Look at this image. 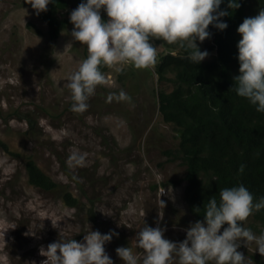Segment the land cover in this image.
I'll use <instances>...</instances> for the list:
<instances>
[{"label":"rangeland","instance_id":"obj_1","mask_svg":"<svg viewBox=\"0 0 264 264\" xmlns=\"http://www.w3.org/2000/svg\"><path fill=\"white\" fill-rule=\"evenodd\" d=\"M68 2L59 15L69 23L52 41L47 23L25 0H0V140L7 146L0 145V264H43L41 247L46 251L60 238L83 242L90 230L118 234L104 248L113 264H123L116 249L142 253L135 238L145 225L165 229V239L180 243L198 221L184 196L186 166L174 155L179 131L162 120L158 109L155 67L162 55L178 48L153 40L158 48L154 69L106 67L107 83L89 98L86 112L74 113L67 78L88 50L72 41L70 14L87 0ZM248 5L252 9L254 2ZM101 16L108 21L103 10ZM197 44L209 54L203 61L215 57L211 33ZM121 90L131 104L106 102ZM73 153L87 154L86 166L70 167ZM26 157L59 188L30 184ZM66 191L78 200L76 206L65 203ZM244 227L257 236L264 233V224L253 215ZM241 245L238 251L249 264L264 263L255 245L249 250Z\"/></svg>","mask_w":264,"mask_h":264},{"label":"clouds","instance_id":"obj_2","mask_svg":"<svg viewBox=\"0 0 264 264\" xmlns=\"http://www.w3.org/2000/svg\"><path fill=\"white\" fill-rule=\"evenodd\" d=\"M25 2L39 15L47 11L52 0ZM222 2L87 0V3H80L70 14L71 38L87 47L88 56L67 78L66 87L72 101L70 110L80 114L88 110L89 98L95 95L98 86L107 83L102 67L112 69L117 65H128L137 70L154 69L158 48L153 45V40L177 45L188 54L189 60L199 64L209 54L199 49L197 41L203 43L210 37V25L220 30L228 27L220 22L221 17L229 14L220 10ZM239 7L238 0H229V9ZM101 10L109 18L107 22L102 19ZM237 31L241 36L237 44L240 75L234 78L235 91L255 106L257 112L264 113V9L254 17L245 18ZM113 101L132 103L123 90L107 96L106 102ZM86 155L73 153L69 157V166H86ZM243 170L241 165L240 171ZM160 204L165 207L162 200ZM203 207L204 222L190 225L182 242L165 239V229L159 226L145 225L135 238L142 253L134 254L131 247H119L116 249L118 257L123 264H249L248 258L238 251L241 242L248 250L255 245L253 251L264 257V233L257 236L244 227L250 216L264 209V198L256 201L241 184L222 189L219 201L213 196ZM113 235L118 234L102 235L90 230L84 235L83 242L60 238L49 244L46 251L41 247L40 255L46 257L43 264H113L104 248Z\"/></svg>","mask_w":264,"mask_h":264},{"label":"trees","instance_id":"obj_3","mask_svg":"<svg viewBox=\"0 0 264 264\" xmlns=\"http://www.w3.org/2000/svg\"><path fill=\"white\" fill-rule=\"evenodd\" d=\"M248 1L238 0L240 7L235 10L228 8L229 0L221 3L220 10L229 14L220 22L228 27L220 30L209 26L217 49L214 58L196 64L177 45L167 44L178 48L176 53L162 55L155 67L160 85L159 113L166 124L179 131V148L174 155L186 166L184 196L198 221H204L203 206L213 196L219 201V192L224 188L243 184L256 201L264 198V113L239 97L234 85V78L240 75L237 44L241 36L237 29L245 18H250L249 10L256 16L264 9V0H252V9ZM68 6V0H52L47 11L39 14L48 25L52 41L69 23L68 18L59 15ZM0 145L7 150L1 140ZM25 169L30 184L47 191L59 188L32 157H26ZM63 198L69 206L78 203L68 191ZM253 216L264 224V209Z\"/></svg>","mask_w":264,"mask_h":264}]
</instances>
